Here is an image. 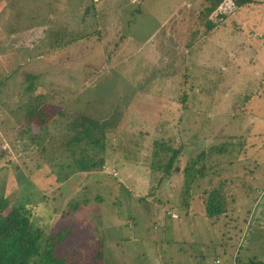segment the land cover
Masks as SVG:
<instances>
[{
  "label": "rangeland",
  "instance_id": "obj_1",
  "mask_svg": "<svg viewBox=\"0 0 264 264\" xmlns=\"http://www.w3.org/2000/svg\"><path fill=\"white\" fill-rule=\"evenodd\" d=\"M212 6H0V198L36 206L37 224L47 237L62 233L58 251L74 263L264 260V0ZM70 119L110 124L95 148L104 165L54 185L58 166L35 137ZM210 198L223 200L218 218Z\"/></svg>",
  "mask_w": 264,
  "mask_h": 264
},
{
  "label": "trees",
  "instance_id": "obj_2",
  "mask_svg": "<svg viewBox=\"0 0 264 264\" xmlns=\"http://www.w3.org/2000/svg\"><path fill=\"white\" fill-rule=\"evenodd\" d=\"M2 1L6 0H0V2ZM224 1L212 0V3L215 4L214 7L212 6V9L216 10V7L218 8ZM232 1L237 8L250 2V0ZM5 7H7V4ZM25 91L28 93L33 92L29 87ZM31 100L33 101L31 105H38V108L40 107L39 104H42L44 101L41 97H38L37 100L34 98ZM40 111L39 115L42 116L43 112L42 110ZM15 112L17 113V110ZM36 115L38 114L33 113L28 119H34ZM80 118L83 119V117ZM78 120L76 122L70 119L54 135H52V132L46 131V135L38 134L35 137L36 141L39 140L38 151L47 160L46 162H48L50 170L52 168L53 171L54 167L58 166L57 171H53L54 176L55 174L57 175L54 185L59 184L72 174L91 173L92 171L100 170L104 165L103 159L99 160V166L94 163V159L97 158L95 148H99L98 146H100L101 141L105 138V133L103 132L110 127V124L105 122L97 126L91 123L90 127L85 128L84 124ZM83 121L85 120L83 119ZM45 123L47 122L45 121ZM83 127L86 132L83 131ZM94 127H98L102 134L94 137L90 133ZM85 133L92 135L86 137L89 140L87 142H85L84 138ZM49 136L51 140L48 141L47 138ZM92 138H96V141ZM33 140L34 138H31V141ZM5 155L10 156L11 154L5 153ZM69 159L71 161L65 164L64 161ZM46 177L48 176L46 175ZM167 177L169 178L167 175L163 176V178ZM49 181V184H51V179ZM222 201L211 198L206 200L207 211L211 217L218 218L216 216L224 212ZM76 208L77 205H73L72 209L65 211L64 215L74 212ZM36 209V206L33 207V205L31 206L27 202L12 204L8 199L0 198V264H76L73 260H69L67 249L62 254H60L61 251H58L64 239L62 233H52L47 237L44 220L40 218V223L37 224L36 217L38 216L36 214L38 212ZM103 254L101 251L99 252L100 259ZM203 261L205 262L204 264H207L204 259ZM238 261L239 264H264V260L249 261L248 263H241L239 259Z\"/></svg>",
  "mask_w": 264,
  "mask_h": 264
},
{
  "label": "crops",
  "instance_id": "obj_3",
  "mask_svg": "<svg viewBox=\"0 0 264 264\" xmlns=\"http://www.w3.org/2000/svg\"><path fill=\"white\" fill-rule=\"evenodd\" d=\"M3 2H4V1L0 2V6L2 5ZM5 6H6V4H5ZM1 9H2V7H0V12H1ZM9 74H10V73H9ZM9 74H8V75H9ZM8 77H9V76H8ZM8 77H6L5 79L7 80ZM5 79H4V80H5ZM4 80H3V81H4ZM6 80H5V81H6Z\"/></svg>",
  "mask_w": 264,
  "mask_h": 264
}]
</instances>
